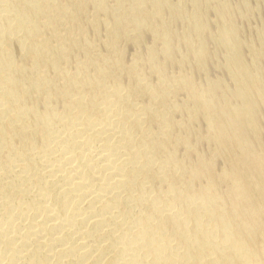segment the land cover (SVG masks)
<instances>
[{"label": "bare ground", "instance_id": "1", "mask_svg": "<svg viewBox=\"0 0 264 264\" xmlns=\"http://www.w3.org/2000/svg\"><path fill=\"white\" fill-rule=\"evenodd\" d=\"M87 1L94 30L107 28L112 7L115 33L103 61L85 41L68 74L79 44L61 30L84 32L83 1L0 0V264H264V33L258 27L261 50L248 46L250 61L238 27L250 5L187 0V15L172 0ZM210 9L219 33L209 43ZM165 15L188 26V55L166 23L157 29ZM148 35L159 45H144L155 85L137 68ZM13 40L27 61L13 57ZM121 41L136 48L130 63ZM212 44L226 52L232 89L210 77L202 89L157 62L184 69L192 59L204 70ZM90 59L95 80L82 72ZM57 92L62 111L49 106ZM192 123L205 126L194 136L211 159L185 134Z\"/></svg>", "mask_w": 264, "mask_h": 264}, {"label": "rangeland", "instance_id": "2", "mask_svg": "<svg viewBox=\"0 0 264 264\" xmlns=\"http://www.w3.org/2000/svg\"><path fill=\"white\" fill-rule=\"evenodd\" d=\"M78 1V0H75ZM83 1L85 5V11L86 13L83 14L81 17V20L83 21L82 27H84V32L81 33L80 28L77 27H71L69 30L64 31L61 30L63 34L67 35V37H76L78 40L79 47H76L74 51L70 52L67 55V61L64 63V69L68 74H75L77 72V68L80 67L77 65V61H82L84 58V52L81 47H84L87 42L91 44V46H94V53L93 56L94 58L101 59L103 61L104 56L108 53L106 50V46L104 45V41H107V37H112V35L115 33L114 31V26H112V16H111V11L112 7H109V11L107 16L104 18V22L107 25V28L103 24H100L97 30H94L91 27L90 21L92 17L94 16V9L91 7L89 2L87 0H81ZM174 3L180 2L183 4V7H186V14L187 15H192L193 14V9L191 5L187 2V0H172ZM222 1V0H220ZM228 2L232 7H236L241 9L242 11H246L244 7V3H248L250 6L249 11L245 14V16H238V27H239V36L240 39L246 44L247 47H245L244 52L251 61L253 59V56L250 55V51L248 46L253 45L255 50L259 51L260 49V44H259V37L260 35L257 34V31L261 28L262 30L258 31L264 33V0H223ZM243 1V2H242ZM74 3V0H61V4L66 5V6H71ZM112 4V3H111ZM243 4V6L241 5ZM241 5V6H240ZM252 8V9H251ZM211 12V13H210ZM208 18L209 24L208 27V32L205 35V39L207 41L212 42V39L216 36L218 32V27L216 25V15L213 9H210L208 12ZM246 19V20H244ZM156 25L157 29L161 30L164 27V23L173 31L176 35L175 38V43L180 47V49L183 51V55H188L189 54V46L185 45L183 43V40H188L187 38V33L190 32L188 26L186 25L185 27L181 24H179L177 21H173L170 18V15H165L163 20H156ZM259 27V29H258ZM108 28L110 29V32H108ZM258 29V30H257ZM82 30V29H81ZM49 35V34H47ZM148 39L146 38L145 42L142 45V48L140 49L139 52V59L141 61L138 62L137 68L145 72L147 74L148 80L152 85H155L157 83V79L155 74H150L149 73V67H148V54H147V48L144 46H152L153 48H159V45L155 44L151 37ZM87 41V42H85ZM17 40H13L10 42V49L12 52L13 57L20 61H27V59H22L23 57V51L22 48H20L19 44L17 45ZM121 48L123 49V55L126 63H130L132 59H134L133 56L136 55V48L130 44V42L126 41H121ZM197 45V42L194 40V45ZM81 46V47H80ZM209 47V46H208ZM209 52V60H208V65L206 66V69L201 70L197 67L196 61H193L190 59L189 63H186L184 66V69L179 68V66L176 65H171L169 63H166L163 58H159L157 60L158 64L162 66V69L166 71L167 76H177L180 74V72L187 73L189 76L193 78L195 81L196 85L202 89L206 88L207 80L210 77L211 80H216V79H221L223 82H225L226 86H228L230 89L233 88V85L230 82V79L227 75V70L225 68V51L224 48H221L217 45H213L208 48ZM134 54V55H133ZM133 55V56H132ZM93 60H88L87 65L85 68H82V72L86 73L92 80H95L98 77V72L93 64L90 62ZM28 65V64H27ZM262 67L264 69V62L262 63ZM159 68H161L159 66ZM62 84L59 83V86ZM123 86L125 87H130L131 82L129 80H126V78H123ZM63 87H59V89H62ZM223 94V92H220ZM56 94H60L59 96H56L55 94L52 95V100L49 102L50 107H54L57 111H62L63 107V96L60 92H57ZM86 95H91V93H86ZM134 97L138 98L137 101L140 102V98L137 95H134ZM175 102L180 103L181 105L188 103V97L185 94H177L173 96ZM43 100L41 96L33 95V97L30 99L31 103H34L37 105L38 108L42 109L43 106ZM142 101V100H141ZM145 104L148 103L147 99H144ZM182 117L179 116L178 120H180ZM182 121V120H181ZM191 123V122H190ZM205 127V126H204ZM201 125H195L194 123L190 124V127L188 130H186V135H198L201 137H205V129ZM40 141H38V145H40ZM192 146L194 148H199L198 154H201L204 157H207L208 159L212 158V153L209 151L208 145L205 144V142H202L199 138H195L194 136V141L192 143ZM183 151V150H181ZM179 157L181 158L180 154L178 153ZM220 165L223 166L222 161L219 162ZM219 165V168L221 169Z\"/></svg>", "mask_w": 264, "mask_h": 264}]
</instances>
